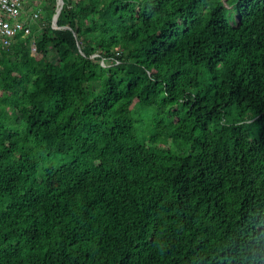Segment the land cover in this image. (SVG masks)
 <instances>
[{
	"label": "trees",
	"instance_id": "trees-1",
	"mask_svg": "<svg viewBox=\"0 0 264 264\" xmlns=\"http://www.w3.org/2000/svg\"><path fill=\"white\" fill-rule=\"evenodd\" d=\"M62 1L0 47V264H264V0Z\"/></svg>",
	"mask_w": 264,
	"mask_h": 264
},
{
	"label": "built area",
	"instance_id": "built-area-1",
	"mask_svg": "<svg viewBox=\"0 0 264 264\" xmlns=\"http://www.w3.org/2000/svg\"><path fill=\"white\" fill-rule=\"evenodd\" d=\"M25 5L26 0H0V47H10L19 35L28 36L33 25L40 21L42 10L26 15ZM52 28L56 29L53 24Z\"/></svg>",
	"mask_w": 264,
	"mask_h": 264
},
{
	"label": "rangeland",
	"instance_id": "rangeland-1",
	"mask_svg": "<svg viewBox=\"0 0 264 264\" xmlns=\"http://www.w3.org/2000/svg\"><path fill=\"white\" fill-rule=\"evenodd\" d=\"M44 2H47V0H26L24 13L26 15H28V14H31V12H33V11H35L37 9H41L42 10L41 16H43V14L45 13V11H43V9H42V5H43ZM56 5H57V3H56ZM226 7L230 8L227 5H226ZM39 25H40V22L35 23L33 25V27H32V29L34 28L33 31H35V32L39 31L40 30ZM49 58L51 60L55 61V53H54L53 50L49 51ZM132 110H133V113H134V117L138 121V125H136L138 131H146V129L148 128V126H149V124L151 122V118H149V115L143 113L142 111L136 112L137 110L135 109V105H133Z\"/></svg>",
	"mask_w": 264,
	"mask_h": 264
},
{
	"label": "water",
	"instance_id": "water-1",
	"mask_svg": "<svg viewBox=\"0 0 264 264\" xmlns=\"http://www.w3.org/2000/svg\"><path fill=\"white\" fill-rule=\"evenodd\" d=\"M62 5H63V1L62 0H57L56 13H55V15L52 18V24H53V26H55L56 29H58V27L56 26V21H57V18L59 16V14H60Z\"/></svg>",
	"mask_w": 264,
	"mask_h": 264
},
{
	"label": "crops",
	"instance_id": "crops-1",
	"mask_svg": "<svg viewBox=\"0 0 264 264\" xmlns=\"http://www.w3.org/2000/svg\"><path fill=\"white\" fill-rule=\"evenodd\" d=\"M33 29H34V28H33ZM33 29H32V30H33Z\"/></svg>",
	"mask_w": 264,
	"mask_h": 264
}]
</instances>
